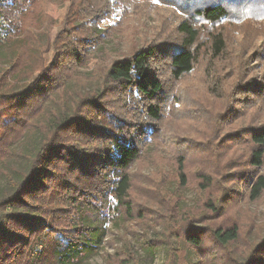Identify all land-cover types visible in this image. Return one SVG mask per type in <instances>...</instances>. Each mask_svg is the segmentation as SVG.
<instances>
[{"label":"trees","instance_id":"16d2710c","mask_svg":"<svg viewBox=\"0 0 264 264\" xmlns=\"http://www.w3.org/2000/svg\"><path fill=\"white\" fill-rule=\"evenodd\" d=\"M118 1L69 0L53 35L58 17L50 6L36 17L32 9H38V0H0V16L6 17L10 29L5 39L0 37V178L5 182L0 193V264H91L105 245L114 249L105 254L106 264H146L153 257L151 241L142 244L144 262L131 241L120 245L110 238L109 225L122 229L140 219L131 198L132 169L150 155L145 147L156 131L150 123L164 117L160 98L166 84L195 70L204 45L212 59L222 57L227 39L218 25L230 13L224 2L210 0L193 10L212 27L206 44H201L199 28L185 19L177 27L179 44L170 41L165 46L156 38L134 34L126 38L125 49L110 51L118 43L117 25L101 24ZM248 3L264 8V0ZM166 49L167 57L162 54ZM218 80L210 87L224 97L227 90ZM260 85L244 91H261L264 83ZM115 96L122 97L124 105L130 96L137 107H118ZM246 135L253 144L246 159L253 171L244 172V182L249 199L259 201L264 196V127H252ZM176 156L178 185L185 188L187 155ZM17 158L24 162L19 165ZM198 175L201 192L220 188L216 175L207 170ZM157 193L170 204L174 223L187 214L177 190L167 192L169 199L163 190ZM225 194L227 190L217 197L220 207ZM218 201L210 197L204 208L217 211ZM186 224L179 246L168 247L167 264H186L175 257V249L203 244V228L192 221ZM173 225L167 222L163 232H173ZM255 227L264 229V221ZM212 233L225 247L241 234L236 221ZM256 239L242 264H264V235Z\"/></svg>","mask_w":264,"mask_h":264},{"label":"rangeland","instance_id":"374dc122","mask_svg":"<svg viewBox=\"0 0 264 264\" xmlns=\"http://www.w3.org/2000/svg\"><path fill=\"white\" fill-rule=\"evenodd\" d=\"M38 1V9H32L35 16L38 12L47 11L50 6L49 9L58 17L54 35L58 25L63 23L69 0ZM210 1H222L229 7V18L218 25L226 36L227 49L220 59H212L207 45H204L195 70L175 83L166 84L165 93L160 98L165 104L164 117L159 122L150 123L156 129L145 147L150 155L145 154L132 169L131 198L135 214L140 219L134 218L122 229L112 223L109 225L112 227L110 238L120 245L126 240L131 241L144 262L146 252L142 244L146 239L151 241L156 250L146 264H167V255H170L168 247L170 244L175 246L178 239L185 235L189 221L194 227L203 228L204 232L201 247L188 245L186 250L175 249V257L185 259L186 264H242L254 240L259 234L264 235V229L261 228V231L255 227L264 221V196L259 201H251L243 175L245 171H253V167L246 162L253 146L246 133L252 127H264V87L252 94L244 91L249 85L256 87L264 83V8L249 4V0ZM207 3L208 0H119L118 6L101 24L102 28L117 25L114 31L118 43L107 50H117L119 46L125 49L126 38L134 34L135 38L144 40L156 38L165 46L170 41L179 44L182 36L177 27L185 19L199 28L201 44H206L212 27L203 18L194 16L193 10ZM162 54L167 57L169 49ZM47 57L50 59V52ZM159 67L164 74L166 67L163 64ZM217 77V83L227 90L223 93L224 97L210 87L214 86L213 81ZM114 98L113 103L118 107L128 104L137 107L129 99L130 96L125 105L122 97ZM108 100L111 102L110 96ZM136 119L138 117L134 119L137 124L141 122ZM184 153L187 155L189 184L182 188L178 185L176 154ZM14 161L19 165L24 162L20 158ZM203 170L217 176L215 183L220 182V188L215 185L208 191H200L196 179ZM4 187L5 182L0 178V193ZM157 189L163 190L162 194L168 199L167 192L175 190L183 196V210L188 211L185 216L178 217L181 222L174 223L170 204L161 198ZM225 190L227 194L220 207L217 197ZM210 197L218 201L217 211L204 208ZM140 214L151 218L152 223L144 222ZM185 218L187 221L182 222ZM234 221L240 226V238L225 247L217 242L212 229ZM167 222L174 224L171 233L163 232ZM113 251L112 245H105L92 258L91 264H106L105 254Z\"/></svg>","mask_w":264,"mask_h":264},{"label":"built area","instance_id":"2783aa9c","mask_svg":"<svg viewBox=\"0 0 264 264\" xmlns=\"http://www.w3.org/2000/svg\"><path fill=\"white\" fill-rule=\"evenodd\" d=\"M10 34V29L7 20L3 15L0 16V37L6 38Z\"/></svg>","mask_w":264,"mask_h":264}]
</instances>
